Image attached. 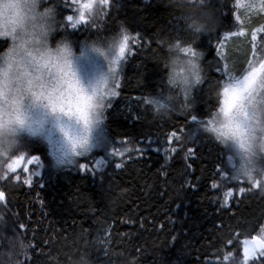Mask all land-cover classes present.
<instances>
[{
	"label": "trees",
	"instance_id": "obj_1",
	"mask_svg": "<svg viewBox=\"0 0 264 264\" xmlns=\"http://www.w3.org/2000/svg\"><path fill=\"white\" fill-rule=\"evenodd\" d=\"M82 1L58 0L61 28L53 40L66 36L81 54L89 40L116 32L128 36L112 83L117 95H111L102 122L113 152L104 163L84 157L59 165L44 151L39 164H21L0 177L7 231L31 245L20 261L69 264L73 254L89 252L95 264H120L119 253L136 264H243L242 244L264 230V194L227 175L224 149L198 133L197 125L213 108L209 84L241 74L254 58L253 45L257 51L262 47L264 13L240 17L238 0H211L221 25L194 44L202 52L207 82L192 94L189 113L164 120L147 106L148 95L165 83V70L154 57L163 51L164 36H187L182 18L163 0H107V19L97 29L90 21L78 22ZM7 44L0 40V50ZM185 133L193 139H183ZM248 264H264V258Z\"/></svg>",
	"mask_w": 264,
	"mask_h": 264
},
{
	"label": "clouds",
	"instance_id": "obj_2",
	"mask_svg": "<svg viewBox=\"0 0 264 264\" xmlns=\"http://www.w3.org/2000/svg\"><path fill=\"white\" fill-rule=\"evenodd\" d=\"M57 2L0 0V40L8 41L0 50V177L10 175L29 157L22 147L24 139L35 137L49 121L71 154L67 160L57 158V163H72V156H83L91 147L93 129L104 121L110 104L105 88L115 80L110 66L117 57L120 33L87 42V48L107 61L109 72L106 77L85 82L72 41L66 36L53 40L61 28ZM163 3L182 18L187 30L186 37L164 36L163 51L154 57L165 70V83L159 92L148 95L147 106L153 117L167 120L189 113L192 94L206 84L202 52L194 44L201 35L215 33L221 18L211 0ZM106 4L105 0H90L91 6L85 11L88 19L81 22L90 21L93 28H102L108 15ZM188 46L196 55L182 51ZM73 79L78 81L79 90L72 87ZM229 84L243 87L244 72L209 84L208 93L214 103L208 119L215 130L197 125L198 133L210 135L224 149L223 170L227 175L250 185L258 181L264 194V74L245 91L242 104L238 102L225 115L223 89ZM183 139H193L192 133H185ZM7 229L8 221L0 214V264H22L19 257L26 255L31 245L21 243ZM86 246L94 247L91 242ZM117 255L120 264H136L130 255ZM69 264L95 261L89 252H82L73 254Z\"/></svg>",
	"mask_w": 264,
	"mask_h": 264
},
{
	"label": "rangeland",
	"instance_id": "obj_3",
	"mask_svg": "<svg viewBox=\"0 0 264 264\" xmlns=\"http://www.w3.org/2000/svg\"><path fill=\"white\" fill-rule=\"evenodd\" d=\"M83 2H87V0L82 1L81 6ZM238 5L240 7V17H245L247 14L257 15L264 13V0H238ZM226 42L227 41H224L223 44L225 45ZM262 47H264V42L262 43ZM252 53L253 50L249 52V55ZM76 63L78 70L85 82H91L101 77H106L109 72V66L104 57L89 50V48L84 50L76 57ZM116 67L117 65L115 68ZM246 67H248V62L240 72L243 73ZM112 83H109L105 88V94L110 97L115 91V86H113ZM22 147L26 148L29 154V157L25 159L22 164L27 163L28 159L32 155L38 156L39 153H43L44 151H47L48 158L51 159L50 162L52 161L54 163H57V158H63L67 160L68 156L71 155L66 150V144L63 137L55 130V125L51 123V121H49L47 126L42 128L35 137H26L23 141ZM111 151L113 152L112 148L107 143V137L105 135L102 123H100L92 131V142L88 152H86L83 156H72V159L75 160L76 158L87 157L84 158L85 161L90 159H92V162H97L99 160L104 161L107 159L108 155H111ZM243 187H247V185L244 184ZM254 237L264 238V230L260 236ZM252 238L246 240L249 242V245L252 242ZM244 247L245 243L242 244V252Z\"/></svg>",
	"mask_w": 264,
	"mask_h": 264
},
{
	"label": "snow or ice",
	"instance_id": "obj_4",
	"mask_svg": "<svg viewBox=\"0 0 264 264\" xmlns=\"http://www.w3.org/2000/svg\"><path fill=\"white\" fill-rule=\"evenodd\" d=\"M71 2L72 3H78V2H80V0H71ZM105 2H107V0H105ZM90 6H91L90 0H87V2H83L82 9L79 11L78 22L87 20L86 16H85V11L87 9H89ZM67 20L72 22V27H75L77 25L76 22H73L74 21L73 16L69 15L67 17ZM240 34L242 35L243 33H240ZM255 39H256L255 34H253V40H255ZM127 41H128L127 35H124L120 39V42L118 45V50H117V57L113 58V62L110 66V70L113 74H115V77H116L115 66L118 65L119 61L124 57L125 49L127 47ZM182 51L186 54L196 55V53L191 48V46L183 48ZM253 57H254V59H251L248 61V67L244 71V85H243V87H241L239 84H229V85H225V87L223 89V96H224V101H223L224 109L223 110L225 111V115H227L231 111V109L237 105L238 102L242 104L245 91L250 89L256 83V81L259 79L261 74H264V47H261L260 50L257 51L256 45L254 44L253 45ZM216 71L220 72L221 69L217 68ZM223 71L225 73H229V69H228L227 65L224 66ZM229 77H230V74L228 75V78ZM72 87L76 90H79L78 81H75L73 79L72 80ZM112 95L115 96V95H117V93L113 92ZM191 119L193 121H197V117L195 115H193L191 117ZM198 125L207 127L213 131L215 130L213 127L211 119H208L207 123H205V121H198ZM173 135H176V134L173 133ZM176 138H177V140L181 139L180 136H177ZM191 151L192 150L189 149L190 153H191ZM39 162H40V158H39V156H36V155H32L27 161L28 165H31L33 163L39 164ZM97 163H104V161L99 160V161H97ZM18 166H20V165H17L16 168ZM79 167L83 171H88V168L85 164H80ZM116 167L119 168L120 165L117 164ZM16 168L13 169V172L16 171ZM24 171L27 172L28 168L25 167ZM218 171H221V170L218 169ZM36 175H39V172H37ZM231 179L233 180V178H231ZM212 187L216 188L217 185L213 184ZM252 187L253 188L259 187V182L257 181L256 183L252 184ZM240 192L243 193L244 189L241 188ZM231 195H232V191L229 190L226 193V196H231ZM3 199H4V193L0 192V201H2ZM244 243H245V247L243 249V254H244L243 264H248V261L250 259L251 260H259L261 258H264V238L253 237L250 245H249L248 241H245ZM227 258L228 257H226V259Z\"/></svg>",
	"mask_w": 264,
	"mask_h": 264
}]
</instances>
